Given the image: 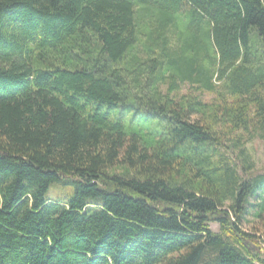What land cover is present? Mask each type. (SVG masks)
<instances>
[{
  "label": "trees",
  "instance_id": "obj_1",
  "mask_svg": "<svg viewBox=\"0 0 264 264\" xmlns=\"http://www.w3.org/2000/svg\"><path fill=\"white\" fill-rule=\"evenodd\" d=\"M255 140L264 0H0V264H264Z\"/></svg>",
  "mask_w": 264,
  "mask_h": 264
},
{
  "label": "rangeland",
  "instance_id": "obj_2",
  "mask_svg": "<svg viewBox=\"0 0 264 264\" xmlns=\"http://www.w3.org/2000/svg\"><path fill=\"white\" fill-rule=\"evenodd\" d=\"M204 97L207 99L210 97L209 94L204 95ZM248 152L250 154V158L254 163V167L257 169V171H260L264 169V145L261 141L255 140L252 143L248 144ZM64 177L60 182L53 183L47 193L46 198L49 200H56V199H65L68 197L72 191L73 187L70 184H65ZM210 228L214 232H219V225L216 222L210 223ZM261 245H264V241H260Z\"/></svg>",
  "mask_w": 264,
  "mask_h": 264
}]
</instances>
